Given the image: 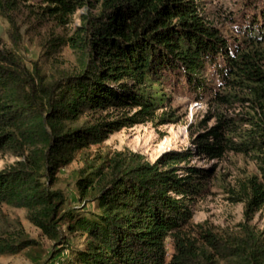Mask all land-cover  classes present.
Returning <instances> with one entry per match:
<instances>
[{
	"label": "trees",
	"instance_id": "trees-1",
	"mask_svg": "<svg viewBox=\"0 0 264 264\" xmlns=\"http://www.w3.org/2000/svg\"><path fill=\"white\" fill-rule=\"evenodd\" d=\"M18 1L0 0L15 42ZM39 1L43 15L61 25L84 10L71 36L52 34L45 44H69L79 64L52 78L38 68L31 73L0 37V152L19 158L0 170V206L26 210L54 242L48 259L70 246L66 225L86 237L73 258H64L75 264H264V241L247 224L231 236L188 228L213 172L190 164L196 153L257 152L261 177L247 184L246 218L264 205V0L239 25L241 41L228 40L198 0ZM209 67L227 86L215 93L221 102L246 98L242 91L253 103L249 136L231 142L222 118L197 137L198 152L170 149L150 162L130 149L103 147L124 128L177 119L165 87L184 85L199 100L212 94ZM77 157L78 204L71 206L56 185L60 170ZM22 252L38 263L45 254L19 218L0 216V256Z\"/></svg>",
	"mask_w": 264,
	"mask_h": 264
},
{
	"label": "rangeland",
	"instance_id": "rangeland-1",
	"mask_svg": "<svg viewBox=\"0 0 264 264\" xmlns=\"http://www.w3.org/2000/svg\"><path fill=\"white\" fill-rule=\"evenodd\" d=\"M258 1L198 0L204 16L216 25L228 40L239 41L242 36L239 33V25L247 15L254 12V5ZM43 6L44 4L39 0H19L13 11V18L18 26L17 42L13 40V35L10 33L9 21L1 15L0 37L2 46L15 52L31 73L38 68L39 72L52 78L59 74L58 71L76 68L79 58L69 44L59 45L52 49L46 47V40L52 34L71 36L81 24V14L84 10H78L70 17L69 23L61 25L43 15ZM206 76L212 84L213 93L208 94L204 100L195 98L184 85L165 87V92L171 100L170 109L177 116L173 122L166 124L147 122L124 128L111 134L103 143V147L111 150L130 149L143 154L150 162H154L164 151L170 149L189 148L198 152L197 137L206 133L211 127L219 125L222 118H224V123H222L224 135L230 138L231 142H240L249 136L255 127L251 124L252 119H256L257 113L252 108L253 103L246 99L248 95L240 91L241 96H246V98L230 97L229 102H221L215 93L226 91L227 86L223 78L215 73L213 67L207 69ZM111 112L114 115L117 110L112 109ZM92 148L94 149L95 146ZM18 159L11 150L0 152V170L12 165ZM190 164L211 169L213 172L208 179V188L195 201L193 217L188 228L190 230L209 229L218 235L229 234L231 236L239 234L243 225L247 224L264 241V205L255 211L250 219H247L245 215L246 201L244 200L248 195L247 184L251 177H261L257 152L227 147L224 155L217 158L196 153L190 160ZM81 166L82 162L77 157L72 164L58 173L59 180L56 187L64 191L67 204L71 206L78 204L75 181L77 170ZM91 208L92 205H87L85 210H91ZM0 216H8L11 219L19 218L27 233L40 240L45 250L39 263L33 261L26 252H22L0 256V264H75L72 259L65 261L64 258L70 255L73 258L75 250L84 246L86 237L80 232H69L64 225L63 230L67 243L70 245L65 249L68 253L60 252L54 259H48L54 242L45 237L41 230L26 218L25 209L3 205L0 206ZM167 247V261H169L173 253L170 240H168Z\"/></svg>",
	"mask_w": 264,
	"mask_h": 264
},
{
	"label": "built area",
	"instance_id": "built-area-1",
	"mask_svg": "<svg viewBox=\"0 0 264 264\" xmlns=\"http://www.w3.org/2000/svg\"><path fill=\"white\" fill-rule=\"evenodd\" d=\"M68 253V250H65Z\"/></svg>",
	"mask_w": 264,
	"mask_h": 264
}]
</instances>
